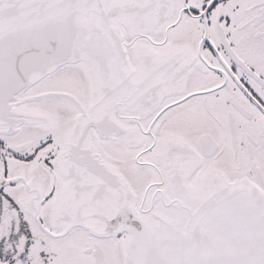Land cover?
I'll return each mask as SVG.
<instances>
[{
    "label": "snow or ice",
    "instance_id": "1",
    "mask_svg": "<svg viewBox=\"0 0 264 264\" xmlns=\"http://www.w3.org/2000/svg\"><path fill=\"white\" fill-rule=\"evenodd\" d=\"M0 264H264V0H0Z\"/></svg>",
    "mask_w": 264,
    "mask_h": 264
}]
</instances>
